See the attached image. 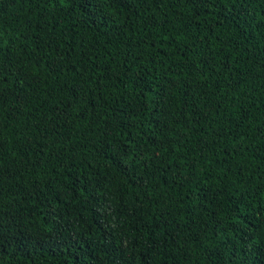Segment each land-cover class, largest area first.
I'll use <instances>...</instances> for the list:
<instances>
[{
    "label": "trees",
    "instance_id": "1",
    "mask_svg": "<svg viewBox=\"0 0 264 264\" xmlns=\"http://www.w3.org/2000/svg\"><path fill=\"white\" fill-rule=\"evenodd\" d=\"M82 12L0 0V264H238L214 220L264 236V0Z\"/></svg>",
    "mask_w": 264,
    "mask_h": 264
},
{
    "label": "snow or ice",
    "instance_id": "2",
    "mask_svg": "<svg viewBox=\"0 0 264 264\" xmlns=\"http://www.w3.org/2000/svg\"><path fill=\"white\" fill-rule=\"evenodd\" d=\"M52 2L55 4L57 3V0H52ZM137 2L147 3L148 0H137ZM181 2L191 6L192 11L196 15H199L200 11L208 5L217 8L222 4H244L251 2V0H181ZM64 3L66 5L71 3L72 5L81 8L83 10L81 14L82 20L87 24L90 21L95 22V19H97L93 9L99 11L102 5L127 8L129 7L131 0H64ZM61 10H63V8ZM224 19L227 21L228 18L225 17ZM153 47H155V45H153ZM133 76L136 77L137 74L133 73ZM129 151L131 150L129 149ZM228 211L236 213V218L232 219L230 216L224 217L223 219L228 221L226 224L222 222V219L214 220V226H219L218 228L214 227V237L218 236L221 232L224 233V238L220 241L221 246L228 250L232 256H235L238 252H244V250L247 249L243 258L238 261V264H264V259H261L264 257V236L256 239L253 233L249 231L250 227L255 230L257 225H251L250 222L246 223L244 217L239 215L240 209L238 206H233L228 209ZM258 223H264V221H259ZM228 230H231L232 233L236 234L235 241L229 236ZM104 251H107V249H104ZM145 264H147L146 261Z\"/></svg>",
    "mask_w": 264,
    "mask_h": 264
}]
</instances>
